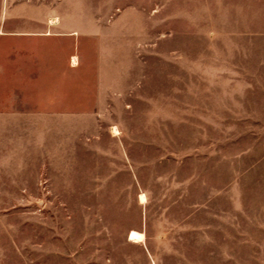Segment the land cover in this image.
<instances>
[{
	"label": "rangeland",
	"instance_id": "1",
	"mask_svg": "<svg viewBox=\"0 0 264 264\" xmlns=\"http://www.w3.org/2000/svg\"><path fill=\"white\" fill-rule=\"evenodd\" d=\"M25 8L27 36L0 38L25 111L0 153V264H264V0Z\"/></svg>",
	"mask_w": 264,
	"mask_h": 264
},
{
	"label": "crops",
	"instance_id": "2",
	"mask_svg": "<svg viewBox=\"0 0 264 264\" xmlns=\"http://www.w3.org/2000/svg\"><path fill=\"white\" fill-rule=\"evenodd\" d=\"M12 4H15L12 6ZM23 6V9L21 10L20 7ZM26 0H0V38H7L10 36H19V37H25L27 36V11H26ZM13 7V9H12ZM16 7H18V10H16ZM12 20H14V23H18V27L12 29ZM18 20V21H17ZM17 21V22H16ZM46 30L42 35L45 36H51V37H58L61 35H65L68 38H70V53H68L69 58L72 60L73 63L71 64V67H74L76 62L74 61L75 58V49H78V37L74 39L75 32H69L66 34L59 33L57 30V26L55 22L47 24ZM49 31V32H48ZM77 41V42H76ZM10 47L5 46L2 48L3 53V59H2V75H0V83H3L4 85L0 87V135L2 132V136L0 138L2 141L0 142V153L4 155L5 147L7 154L9 153V131L11 130V122H12V114L15 116H18L19 121L21 120V116L25 115V111H21L20 103H21V96L20 91L21 88L19 87V91L16 94L13 92L11 93V88L9 84L11 83V76L8 73L7 70V62H10ZM19 51H21V48H19ZM6 56V59H5ZM8 56V57H7ZM101 65L100 63H97L96 66V75H95V81H94V92H95V99L96 101H100L102 98V93L107 90H111L110 82L106 81L105 78H103V74L101 73ZM82 84H84V81H81ZM18 83H21L20 78L18 79ZM85 88V86H83ZM83 88V90H84ZM74 89V81L70 80V91ZM114 89V87L112 88ZM13 97V98H12ZM13 99V100H12ZM13 101V105H12ZM12 106H18L17 111H14L12 113ZM6 132V136H5ZM6 141V142H5Z\"/></svg>",
	"mask_w": 264,
	"mask_h": 264
},
{
	"label": "bare ground",
	"instance_id": "3",
	"mask_svg": "<svg viewBox=\"0 0 264 264\" xmlns=\"http://www.w3.org/2000/svg\"><path fill=\"white\" fill-rule=\"evenodd\" d=\"M76 62V61H75ZM141 198L144 197V194H140ZM143 238V233L137 230H132L129 234V240L138 241Z\"/></svg>",
	"mask_w": 264,
	"mask_h": 264
}]
</instances>
